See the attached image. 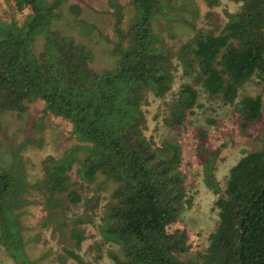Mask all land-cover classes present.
Returning <instances> with one entry per match:
<instances>
[{"label": "trees", "instance_id": "trees-1", "mask_svg": "<svg viewBox=\"0 0 264 264\" xmlns=\"http://www.w3.org/2000/svg\"><path fill=\"white\" fill-rule=\"evenodd\" d=\"M66 1L14 0L18 9L29 8L27 18L20 26L0 21V111L21 113L25 101L40 99L45 110L70 122L79 141L90 143L81 175L90 180L99 172L115 183L100 231L105 240L119 244L121 256L107 252L116 263L195 264L179 258L188 248L186 231L167 230L187 202L180 145L170 139L153 145L142 132L145 120L139 108L147 89L162 96L170 88L169 52L156 46L151 26L167 0H129L132 12L125 29L123 4L106 0L117 35L116 58L112 67L100 70L88 65L89 46L52 27ZM233 1L240 2L239 9L225 12L226 22L217 33L196 32L181 44L177 57L184 75H194L206 93L234 104L238 128L245 133L260 121L262 99L248 94L234 99L253 74L264 93V0ZM206 2L211 6L215 0ZM38 34L42 45L34 55L31 45ZM196 99L197 90L182 84L164 123L181 125ZM196 137L204 182L219 194L217 225L201 264H264V138L258 149L230 167L221 191L213 175L220 149L205 146L203 130ZM71 157L70 152L59 159L47 156L42 178L31 184L45 195L48 212L60 204L55 194L66 192L70 202L79 201L69 189ZM27 187L18 160L8 170L0 168V243L19 264H32L22 250L14 214V208L29 202L22 197ZM71 236L78 248L82 232L73 229ZM66 253L83 264L73 250Z\"/></svg>", "mask_w": 264, "mask_h": 264}, {"label": "rangeland", "instance_id": "rangeland-1", "mask_svg": "<svg viewBox=\"0 0 264 264\" xmlns=\"http://www.w3.org/2000/svg\"><path fill=\"white\" fill-rule=\"evenodd\" d=\"M119 1L124 6L121 26L125 29L132 7L129 0ZM166 3L151 26L157 37L156 46L169 52L172 79L170 88L162 96L154 95L150 89L144 91L139 105L145 120L142 132L153 145H160L166 139L175 140L180 145L179 168L184 176L187 202L167 230L184 229L188 248L179 258L201 264L209 234L217 225L215 201L219 194L204 182L202 164L196 154V134L203 130L205 146L220 149L213 163V175L222 191L230 167L263 142L264 93L255 74L238 88L234 101L246 94L260 95L262 99L260 121L243 133L238 128L234 104L224 103L219 96L206 93L194 75H184L177 57L181 44L196 32L214 30L217 33L226 22L225 12L238 10L240 2L215 0L211 6L206 0H167ZM110 11L106 0H67L61 9V17L52 24L61 33L70 34L76 41L90 47L92 57L88 65L94 70L112 67L116 58L112 50L117 35ZM29 12L28 7L18 9L14 0H0V21H14L20 26ZM207 12L212 14L207 15ZM41 45L42 35H35L31 45L34 55ZM185 83L197 90L196 105L187 111L181 125L168 126L163 119L168 115L180 86ZM25 105L26 109L21 113L0 111V168L8 170L18 160L23 179L29 184L22 193L29 202L14 208L25 257L32 264H80L66 253V250H73L83 264H118L107 252L121 256L119 244L105 240L100 231L104 206L115 183L99 172L90 180L81 175L82 161L88 153L85 146L90 143L77 139L68 120L45 110L40 99L25 101ZM69 152L72 156L67 170L69 189L78 194L79 201L70 202L66 192L55 194L60 204L48 212L43 205L45 195L31 184L42 178V162L47 156L59 159ZM77 219L80 221L76 222ZM73 229L83 234L78 248L71 236ZM0 264H19L1 243Z\"/></svg>", "mask_w": 264, "mask_h": 264}]
</instances>
